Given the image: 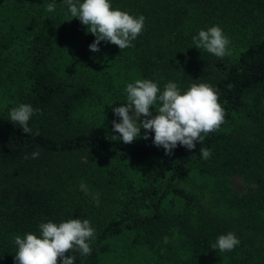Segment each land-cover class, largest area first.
Masks as SVG:
<instances>
[{
	"label": "trees",
	"instance_id": "obj_1",
	"mask_svg": "<svg viewBox=\"0 0 264 264\" xmlns=\"http://www.w3.org/2000/svg\"><path fill=\"white\" fill-rule=\"evenodd\" d=\"M110 2L143 15L144 30L131 47L101 41L93 52L95 36L65 0H0V88L12 101L0 112V264H16V235L75 218L96 231L91 255L74 253L75 264H264V0ZM213 25L230 39L222 59L193 41ZM137 79L161 91L169 81L182 91L209 83L225 121L196 148L178 145L171 155L153 144V132L145 140L143 128L125 144L110 117ZM22 103L39 110L31 134L10 121ZM202 147L211 149L207 160ZM233 176L248 184L245 193ZM230 231L240 244L213 250Z\"/></svg>",
	"mask_w": 264,
	"mask_h": 264
},
{
	"label": "clouds",
	"instance_id": "obj_2",
	"mask_svg": "<svg viewBox=\"0 0 264 264\" xmlns=\"http://www.w3.org/2000/svg\"><path fill=\"white\" fill-rule=\"evenodd\" d=\"M72 18H78L87 32L95 36L89 45L93 52L100 50L101 41L118 46L121 50L133 46L132 41L142 34L145 27L143 15L133 16L127 11L113 8L110 0H65ZM56 5H47V11H55ZM195 47L203 48L217 58L231 55L230 39L219 25L207 30L201 29L193 37ZM125 104L115 107L113 112L120 118L113 120V131L119 133L120 140L130 144L141 137V128L145 130L143 138H149L153 132V144L162 147L166 155H171L179 145L189 150L196 148V142L203 143L205 137L219 130L225 121L226 110L218 102L219 91L209 83H192L182 91L176 82L169 81L161 91L158 82L152 79H137L126 86ZM156 114L153 115L152 107ZM38 109L22 103L10 110V121L19 124L22 132L31 134L28 122ZM143 115V119L139 118ZM39 135V131L35 133ZM117 136H113L115 139ZM203 159L211 157V149L200 148ZM39 151L32 153L36 159ZM27 159V157H25ZM99 206V194L93 197ZM39 235L33 232L23 237L15 236L18 250L14 260L16 264H75L74 253L87 257L91 255V241L96 237L95 228L88 219H68L60 223L51 220L39 224ZM240 244V239L233 232L218 236L211 245L219 252L232 251ZM71 252V255L66 253Z\"/></svg>",
	"mask_w": 264,
	"mask_h": 264
},
{
	"label": "rangeland",
	"instance_id": "obj_3",
	"mask_svg": "<svg viewBox=\"0 0 264 264\" xmlns=\"http://www.w3.org/2000/svg\"><path fill=\"white\" fill-rule=\"evenodd\" d=\"M50 16H53V14H50ZM50 22H55V21L51 19ZM51 25H52V23H50V26ZM23 36L26 37V38H28V35L27 34L26 35H23ZM22 48H23V45L22 46L16 45L14 47H11L10 56L12 57V59H16V60L18 59L19 54H20V50ZM11 103H12V101L10 99V95L6 91H4L3 89L0 88V112H3L6 109H8L11 106ZM120 105L121 104H118L117 107H119ZM110 118H111V122L113 120L119 122V120H120V118L114 114L113 110L111 112V117ZM65 159H68V158H65ZM55 167H56V182H57L58 174L64 170L65 164L64 163L55 164ZM45 178H46L45 181L54 182V180H55L54 176H52V177H45ZM231 179H232V184L231 185H232V187L235 190H238L239 192L245 193L249 189L248 184L241 177H239V176H233ZM139 259H141V258H137L136 261H138ZM155 261L156 260L154 259V262H150V263L151 264H156Z\"/></svg>",
	"mask_w": 264,
	"mask_h": 264
}]
</instances>
